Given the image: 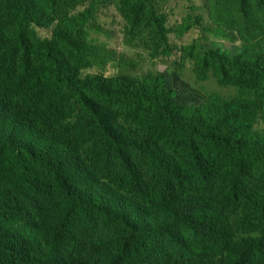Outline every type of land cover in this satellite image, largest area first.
<instances>
[{
	"label": "trees",
	"instance_id": "trees-1",
	"mask_svg": "<svg viewBox=\"0 0 264 264\" xmlns=\"http://www.w3.org/2000/svg\"><path fill=\"white\" fill-rule=\"evenodd\" d=\"M239 1L264 28V0ZM120 3L168 46L149 0ZM0 4V264H264V56L206 49L237 95L190 109L150 78H81L32 47L28 0Z\"/></svg>",
	"mask_w": 264,
	"mask_h": 264
},
{
	"label": "rangeland",
	"instance_id": "rangeland-1",
	"mask_svg": "<svg viewBox=\"0 0 264 264\" xmlns=\"http://www.w3.org/2000/svg\"><path fill=\"white\" fill-rule=\"evenodd\" d=\"M28 2L33 22L26 35L33 48L37 41L54 42L81 78L158 81L171 92L174 104L190 109L218 101V96L237 95L235 88L220 86L214 72L204 69L206 49L228 51L232 56L245 51L247 59L264 56L263 23L255 14L249 18L241 14L239 0H149L166 29L167 47L158 45L153 25L142 34L132 32L121 0ZM71 32H79V38L73 39L77 49L64 39ZM253 131L264 133L262 109Z\"/></svg>",
	"mask_w": 264,
	"mask_h": 264
}]
</instances>
